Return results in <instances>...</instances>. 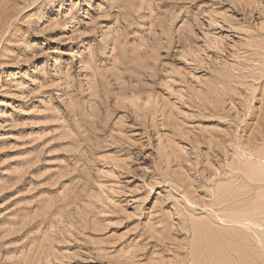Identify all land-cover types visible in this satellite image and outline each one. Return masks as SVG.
<instances>
[{
  "label": "rangeland",
  "instance_id": "rangeland-1",
  "mask_svg": "<svg viewBox=\"0 0 264 264\" xmlns=\"http://www.w3.org/2000/svg\"><path fill=\"white\" fill-rule=\"evenodd\" d=\"M0 264H264V0H0Z\"/></svg>",
  "mask_w": 264,
  "mask_h": 264
},
{
  "label": "bare ground",
  "instance_id": "bare-ground-1",
  "mask_svg": "<svg viewBox=\"0 0 264 264\" xmlns=\"http://www.w3.org/2000/svg\"><path fill=\"white\" fill-rule=\"evenodd\" d=\"M238 219V218H237ZM233 221H235V222H237V223H242V221L239 219V220H233Z\"/></svg>",
  "mask_w": 264,
  "mask_h": 264
}]
</instances>
